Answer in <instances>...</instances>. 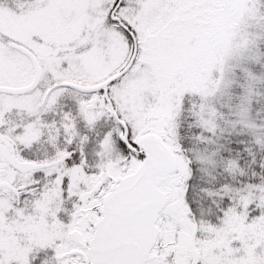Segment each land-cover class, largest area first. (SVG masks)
I'll return each mask as SVG.
<instances>
[{
  "label": "snow or ice",
  "instance_id": "obj_1",
  "mask_svg": "<svg viewBox=\"0 0 264 264\" xmlns=\"http://www.w3.org/2000/svg\"><path fill=\"white\" fill-rule=\"evenodd\" d=\"M0 264H264V0H0Z\"/></svg>",
  "mask_w": 264,
  "mask_h": 264
}]
</instances>
